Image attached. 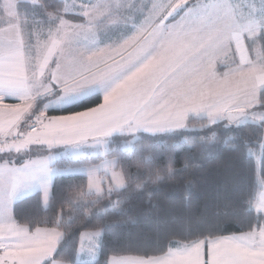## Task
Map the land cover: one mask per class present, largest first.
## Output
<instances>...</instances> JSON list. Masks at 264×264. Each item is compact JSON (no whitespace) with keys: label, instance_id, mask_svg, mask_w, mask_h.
I'll use <instances>...</instances> for the list:
<instances>
[{"label":"snow or ice","instance_id":"snow-or-ice-1","mask_svg":"<svg viewBox=\"0 0 264 264\" xmlns=\"http://www.w3.org/2000/svg\"><path fill=\"white\" fill-rule=\"evenodd\" d=\"M230 140L264 173V0H0V264H264L251 150L180 227L137 207Z\"/></svg>","mask_w":264,"mask_h":264},{"label":"trees","instance_id":"trees-1","mask_svg":"<svg viewBox=\"0 0 264 264\" xmlns=\"http://www.w3.org/2000/svg\"><path fill=\"white\" fill-rule=\"evenodd\" d=\"M244 131L247 132L248 129H244ZM254 143L255 146L253 147L252 145H239L238 142L230 140L228 142V147H232L234 144H236L238 147L237 151H229L227 148L221 146L218 151L214 150L213 157L205 163V168L203 170L194 171L191 173H181L172 179L159 182L160 192L153 195L151 202L148 200V192L156 186L150 185L148 190H142L143 196L138 201V209H150L152 211L158 212L165 220L175 218V226L180 227L184 223L180 216L181 212L184 210L185 204L183 197H189L192 212L199 216L205 210L207 199L205 193L209 191L212 186L225 181L230 185L233 182V171L238 165L241 154L249 150H251L253 153L252 170L248 182L241 186V190L246 196L250 194L253 201H255L258 193L261 190L260 180L264 179V173L259 172L258 168L256 167V158L259 156L261 148L259 142L254 141ZM145 155H150V153L146 152ZM60 163L63 164L65 161H61ZM182 163L183 161L181 160L180 163L175 165V167L180 168ZM160 166L166 167L167 165L164 161H156L152 165L153 171H155V169ZM132 171H136L135 165H133ZM189 181L191 182L190 185L188 183ZM16 207L18 213L23 215H29L35 211L34 200L28 198H22V200L17 203ZM64 207L66 212L70 209L68 204H65ZM214 210L221 215H224L230 214L233 211H237L238 206L232 201H224L218 208ZM58 211L59 204L50 209L48 214L51 215ZM129 215L134 216L135 213H130ZM114 219H127V217H114ZM79 222L80 221L78 220L77 223ZM121 227L125 229H131L133 232H149V229L143 222L135 226L131 223H128L126 225H121ZM88 230H92L91 226ZM231 231H234V229H229V232H225L223 234H229ZM111 254L112 253H110V255ZM119 254L128 255L136 253L122 252Z\"/></svg>","mask_w":264,"mask_h":264},{"label":"rangeland","instance_id":"rangeland-1","mask_svg":"<svg viewBox=\"0 0 264 264\" xmlns=\"http://www.w3.org/2000/svg\"><path fill=\"white\" fill-rule=\"evenodd\" d=\"M68 2L70 3L71 0H68ZM77 2H78V0H77ZM50 114H51V113H50ZM260 185H261V190H260V192H261V191H264V179H261V180H260ZM260 192L258 193L256 199H258ZM81 259H82V260H83V259H87V257H81Z\"/></svg>","mask_w":264,"mask_h":264}]
</instances>
